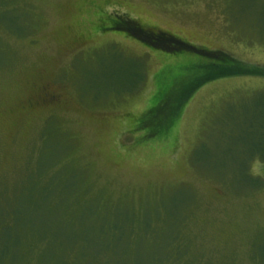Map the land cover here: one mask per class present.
I'll use <instances>...</instances> for the list:
<instances>
[{
	"label": "rangeland",
	"instance_id": "obj_1",
	"mask_svg": "<svg viewBox=\"0 0 264 264\" xmlns=\"http://www.w3.org/2000/svg\"><path fill=\"white\" fill-rule=\"evenodd\" d=\"M0 2V208L33 235L30 264L94 209L177 215L202 263H260L264 0Z\"/></svg>",
	"mask_w": 264,
	"mask_h": 264
},
{
	"label": "trees",
	"instance_id": "obj_2",
	"mask_svg": "<svg viewBox=\"0 0 264 264\" xmlns=\"http://www.w3.org/2000/svg\"><path fill=\"white\" fill-rule=\"evenodd\" d=\"M2 5L3 2H0V7ZM24 21L21 20V23ZM144 34L141 36L148 38L146 42L153 46L163 42L167 50L173 49L174 52L188 46L192 48L164 32L154 34L145 31ZM204 52L224 65L242 68L240 63L224 53L201 50V53ZM257 74L264 75V69ZM12 206L10 203L0 208V264H30L37 247L33 246V235L20 233L16 229L23 217H16V210ZM92 213L86 222L85 219L80 220L82 232L78 238L75 235L72 240H66L67 247L57 249V252H54L55 249L42 250L45 252L44 258L49 256L55 264H205L179 228L180 216L176 215L177 228L173 230L168 226L159 230L157 220L154 224L151 219H134L126 213L100 209H94ZM74 222V217L68 219L71 227ZM53 230L58 231L54 235H64L56 227ZM75 244H79L78 247ZM263 255L259 256L260 263L254 255L257 264H264Z\"/></svg>",
	"mask_w": 264,
	"mask_h": 264
},
{
	"label": "flooded vegetation",
	"instance_id": "obj_3",
	"mask_svg": "<svg viewBox=\"0 0 264 264\" xmlns=\"http://www.w3.org/2000/svg\"><path fill=\"white\" fill-rule=\"evenodd\" d=\"M111 28V27H110Z\"/></svg>",
	"mask_w": 264,
	"mask_h": 264
}]
</instances>
